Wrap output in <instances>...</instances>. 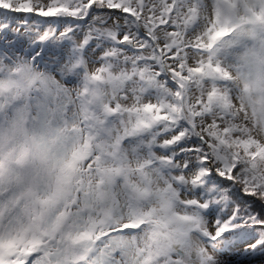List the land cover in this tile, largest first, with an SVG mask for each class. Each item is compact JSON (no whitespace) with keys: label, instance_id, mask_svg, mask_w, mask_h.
<instances>
[{"label":"snow or ice","instance_id":"1","mask_svg":"<svg viewBox=\"0 0 264 264\" xmlns=\"http://www.w3.org/2000/svg\"><path fill=\"white\" fill-rule=\"evenodd\" d=\"M0 264H264V0H0Z\"/></svg>","mask_w":264,"mask_h":264}]
</instances>
